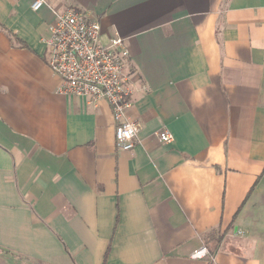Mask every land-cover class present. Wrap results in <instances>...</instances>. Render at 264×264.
I'll list each match as a JSON object with an SVG mask.
<instances>
[{"label":"crops","instance_id":"crops-1","mask_svg":"<svg viewBox=\"0 0 264 264\" xmlns=\"http://www.w3.org/2000/svg\"><path fill=\"white\" fill-rule=\"evenodd\" d=\"M32 2L0 0V264H264V0ZM69 7L129 48L131 150L107 101L58 91Z\"/></svg>","mask_w":264,"mask_h":264},{"label":"built area","instance_id":"built-area-1","mask_svg":"<svg viewBox=\"0 0 264 264\" xmlns=\"http://www.w3.org/2000/svg\"><path fill=\"white\" fill-rule=\"evenodd\" d=\"M46 4L47 0H33L31 7L38 11ZM54 13L49 35L42 39L50 53L49 65L62 79L58 91L66 96L81 97L92 108L98 107L100 101H107L116 122L117 148L133 149L141 141V125L128 116L133 91L126 72L130 52L124 38L116 34L103 43L100 22L82 9L69 7ZM155 134L163 143L174 140L167 128ZM190 257L215 261V254L207 243L194 250Z\"/></svg>","mask_w":264,"mask_h":264},{"label":"trees","instance_id":"trees-1","mask_svg":"<svg viewBox=\"0 0 264 264\" xmlns=\"http://www.w3.org/2000/svg\"><path fill=\"white\" fill-rule=\"evenodd\" d=\"M208 238H209V237H208ZM207 240H208V239H206V243L208 244ZM211 251H212V250H211Z\"/></svg>","mask_w":264,"mask_h":264}]
</instances>
